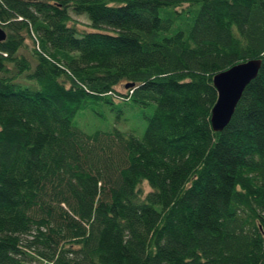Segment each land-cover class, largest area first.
Masks as SVG:
<instances>
[{
  "label": "trees",
  "instance_id": "trees-1",
  "mask_svg": "<svg viewBox=\"0 0 264 264\" xmlns=\"http://www.w3.org/2000/svg\"><path fill=\"white\" fill-rule=\"evenodd\" d=\"M0 28V264H264V0H0ZM129 101L140 137L74 124Z\"/></svg>",
  "mask_w": 264,
  "mask_h": 264
},
{
  "label": "rangeland",
  "instance_id": "rangeland-1",
  "mask_svg": "<svg viewBox=\"0 0 264 264\" xmlns=\"http://www.w3.org/2000/svg\"><path fill=\"white\" fill-rule=\"evenodd\" d=\"M200 3L192 4V10L190 11V17L193 18L198 10ZM165 9V8H164ZM72 16L73 24L79 31H89V21L86 19L85 15H75L70 11ZM161 16H164V12H161ZM182 26L184 23L182 22ZM177 29V21L173 24L171 33ZM27 49L31 47V40L27 39ZM22 52H27L23 50ZM22 83L26 84L22 79ZM118 92L125 93V88L122 84L117 87ZM115 102L120 101V99L115 98ZM155 103L151 102L149 105L143 106L140 103L129 101L116 103L114 106H104L96 107V111L92 109H84L78 112L74 118V124L81 128L86 133H91L95 130H108L116 128L124 132H132L136 136L140 137L144 131L146 125L145 115L152 113ZM144 191L148 190L146 184H143ZM36 264H39L36 262ZM43 264V263H42Z\"/></svg>",
  "mask_w": 264,
  "mask_h": 264
},
{
  "label": "water",
  "instance_id": "water-1",
  "mask_svg": "<svg viewBox=\"0 0 264 264\" xmlns=\"http://www.w3.org/2000/svg\"><path fill=\"white\" fill-rule=\"evenodd\" d=\"M4 39L5 32L0 28V41ZM260 65L261 59H251L214 75L212 83L217 91V99L210 114L213 131H221L228 124L243 90L256 77Z\"/></svg>",
  "mask_w": 264,
  "mask_h": 264
}]
</instances>
